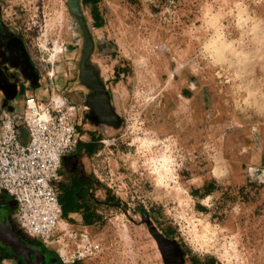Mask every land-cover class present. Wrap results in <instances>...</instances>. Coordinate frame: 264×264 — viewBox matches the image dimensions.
Masks as SVG:
<instances>
[{
  "label": "rangeland",
  "instance_id": "rangeland-1",
  "mask_svg": "<svg viewBox=\"0 0 264 264\" xmlns=\"http://www.w3.org/2000/svg\"><path fill=\"white\" fill-rule=\"evenodd\" d=\"M85 2L122 125L81 123L82 169L103 203L92 224L63 212V231L42 246L60 264H165L146 215L183 264H264V0ZM0 5L41 71L34 93L84 103L68 0ZM23 98L0 102V115Z\"/></svg>",
  "mask_w": 264,
  "mask_h": 264
},
{
  "label": "built area",
  "instance_id": "built-area-1",
  "mask_svg": "<svg viewBox=\"0 0 264 264\" xmlns=\"http://www.w3.org/2000/svg\"><path fill=\"white\" fill-rule=\"evenodd\" d=\"M19 109L0 115V193L16 204L19 227L50 243L63 231L58 182L64 159L86 142L80 108L55 93L27 91Z\"/></svg>",
  "mask_w": 264,
  "mask_h": 264
},
{
  "label": "flooded vegetation",
  "instance_id": "flooded-vegetation-1",
  "mask_svg": "<svg viewBox=\"0 0 264 264\" xmlns=\"http://www.w3.org/2000/svg\"><path fill=\"white\" fill-rule=\"evenodd\" d=\"M40 88L41 71L21 32L12 27L0 5V102L4 105L15 103L27 91L38 92ZM72 94L84 97L75 91ZM85 114L90 115V112L86 111ZM86 143L78 146L74 154L77 158L76 166L68 173L62 172L57 186L63 212L67 209L69 217L77 210L81 215L73 218H82L84 221H88L91 214L97 215L94 204L103 203L93 195L89 180L82 169L81 146ZM104 204L111 205L110 202ZM15 211V202L7 194L0 193V261L12 256L23 264H60L54 253L42 246L41 241L30 237L19 227ZM3 224H6V229ZM6 234L17 243L26 245L27 249L13 246Z\"/></svg>",
  "mask_w": 264,
  "mask_h": 264
},
{
  "label": "water",
  "instance_id": "water-1",
  "mask_svg": "<svg viewBox=\"0 0 264 264\" xmlns=\"http://www.w3.org/2000/svg\"><path fill=\"white\" fill-rule=\"evenodd\" d=\"M84 1L85 0H68V7L73 16L78 20L80 30L83 34L84 43L80 60L79 79L81 85L89 92L86 95L84 103H80L78 98H73V102L83 107V126L91 125L92 127H100L106 125L118 130L122 125V119L117 114L112 104L111 94L104 82L101 70L93 61V55L96 51V42L85 16ZM86 110L90 112V115L85 114ZM76 159L75 155L66 157L64 159L63 171L70 172L72 168L76 166ZM144 219L151 228V234L158 244L165 264H183L176 244L158 231L148 216L144 215ZM3 225L6 229V224ZM6 236L13 246L27 249L26 245L17 243V241L13 240L8 234H6Z\"/></svg>",
  "mask_w": 264,
  "mask_h": 264
},
{
  "label": "trees",
  "instance_id": "trees-1",
  "mask_svg": "<svg viewBox=\"0 0 264 264\" xmlns=\"http://www.w3.org/2000/svg\"><path fill=\"white\" fill-rule=\"evenodd\" d=\"M85 5L87 4V2L84 3ZM194 194H196V192L194 191ZM64 216L65 218L68 217V210L65 209L64 210ZM97 217V215L95 216V214H91L90 216H88V221H86L87 224H92V222L94 221V218ZM174 233L172 230H167L166 231V235L168 236H172Z\"/></svg>",
  "mask_w": 264,
  "mask_h": 264
},
{
  "label": "crops",
  "instance_id": "crops-1",
  "mask_svg": "<svg viewBox=\"0 0 264 264\" xmlns=\"http://www.w3.org/2000/svg\"><path fill=\"white\" fill-rule=\"evenodd\" d=\"M81 214L77 212V210H75V212H73L72 214L69 215V217L73 218L74 216H80Z\"/></svg>",
  "mask_w": 264,
  "mask_h": 264
},
{
  "label": "bare ground",
  "instance_id": "bare-ground-1",
  "mask_svg": "<svg viewBox=\"0 0 264 264\" xmlns=\"http://www.w3.org/2000/svg\"><path fill=\"white\" fill-rule=\"evenodd\" d=\"M157 176V175H156Z\"/></svg>",
  "mask_w": 264,
  "mask_h": 264
}]
</instances>
